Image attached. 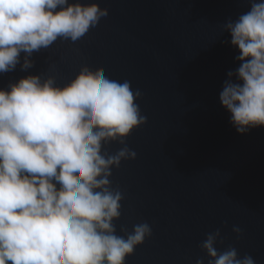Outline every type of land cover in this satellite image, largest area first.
I'll return each mask as SVG.
<instances>
[{"label": "water", "instance_id": "95a60500", "mask_svg": "<svg viewBox=\"0 0 264 264\" xmlns=\"http://www.w3.org/2000/svg\"><path fill=\"white\" fill-rule=\"evenodd\" d=\"M70 3H97L109 15L80 40L58 39L33 53L26 71L17 65L0 74V90L30 75L63 87L87 66L142 93L147 123L126 141L136 159L111 179L124 194L117 234L142 222L153 233L127 264H208L201 244L217 229L219 252L235 247L240 258L264 264V128L238 133L220 102L228 72L239 67L224 24L249 11V0Z\"/></svg>", "mask_w": 264, "mask_h": 264}, {"label": "clouds", "instance_id": "9594fccd", "mask_svg": "<svg viewBox=\"0 0 264 264\" xmlns=\"http://www.w3.org/2000/svg\"><path fill=\"white\" fill-rule=\"evenodd\" d=\"M249 2L224 24L239 67L220 92L242 135L264 128V0ZM108 15L97 3L0 0V74L26 71L33 53L80 40ZM141 97L129 81L87 66L63 87L30 75L0 90V264H127L152 237L147 222L117 234L124 194L111 183L113 169L136 159L126 141L147 123ZM114 143L122 147L112 153ZM232 231L243 235L239 226ZM218 242L220 229L201 244L208 264H255L235 247L219 252Z\"/></svg>", "mask_w": 264, "mask_h": 264}]
</instances>
